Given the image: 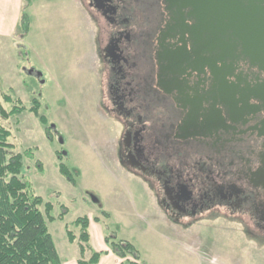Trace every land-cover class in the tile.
<instances>
[{"label": "flooded vegetation", "instance_id": "1", "mask_svg": "<svg viewBox=\"0 0 264 264\" xmlns=\"http://www.w3.org/2000/svg\"><path fill=\"white\" fill-rule=\"evenodd\" d=\"M81 1L113 158L163 218L264 239V2Z\"/></svg>", "mask_w": 264, "mask_h": 264}, {"label": "rangeland", "instance_id": "2", "mask_svg": "<svg viewBox=\"0 0 264 264\" xmlns=\"http://www.w3.org/2000/svg\"><path fill=\"white\" fill-rule=\"evenodd\" d=\"M25 3L21 0L19 16L7 17L0 30V89L7 109L18 100L26 109L8 118L0 114V123L10 128L9 140L16 151L34 152V157L25 156L24 170L35 192L54 203L49 228L56 245L68 244L66 224L80 232L73 223L77 217L95 212L103 217L106 207L122 208L138 211L158 229L221 262L264 264V239L245 233L238 223L211 220L187 227L162 217L149 186L126 175L113 158L111 142L116 139L109 135L96 101L95 32L87 7L81 0H30L25 32L21 24ZM3 94L13 101H5ZM34 98L40 100V114L47 117V124L29 109ZM47 125L53 127L52 138ZM58 151L76 183L60 171ZM61 204L68 207L63 220Z\"/></svg>", "mask_w": 264, "mask_h": 264}, {"label": "trees", "instance_id": "3", "mask_svg": "<svg viewBox=\"0 0 264 264\" xmlns=\"http://www.w3.org/2000/svg\"><path fill=\"white\" fill-rule=\"evenodd\" d=\"M22 11V27L27 32L30 17L26 7L30 0H25ZM5 101L12 102L9 94H3ZM25 105L18 102L7 109L1 100L0 114L4 118L24 111ZM29 109L37 114L43 124L48 123L44 114H40V100L34 98ZM47 135L52 138V126L47 125ZM12 132L6 125L0 123V264H63L54 237L49 228V221L54 220L52 214L54 203L45 200L35 192L32 183L26 177L25 156L34 157L31 149L16 151L9 140ZM58 166L60 171L73 183L77 177L71 168L63 161V154L58 151ZM39 168H43L38 161ZM59 218L64 219L68 207L61 204ZM104 215L109 216L104 210ZM73 223L80 227L76 234L68 224L65 225L68 239L76 242L79 247V263L89 264L99 261L106 250L92 249L89 258H85L87 250L91 249L88 215L77 217ZM105 240L109 249L122 258L119 264H147L140 255L138 248L130 240L123 238L117 230L109 231Z\"/></svg>", "mask_w": 264, "mask_h": 264}, {"label": "crops", "instance_id": "4", "mask_svg": "<svg viewBox=\"0 0 264 264\" xmlns=\"http://www.w3.org/2000/svg\"><path fill=\"white\" fill-rule=\"evenodd\" d=\"M11 2L12 0H0V30L4 29V22L7 17L11 18V15L18 17L21 13V0H15L14 4ZM125 174L131 176L128 172ZM104 210L108 212L109 216L103 215L101 217L96 212L89 216L91 249L86 251L85 258L91 256L92 249L106 251L101 255L98 262L89 264H119L122 261L119 255L109 249L105 240L106 234L115 229L120 236L134 243L141 258L147 264H228L224 263V260L219 261L217 256L202 252L184 241L178 240L171 232L158 229L151 220H147L143 215L138 214V211L130 212L118 208L117 211L121 212V215L114 217L113 214L117 211L109 209V207L104 208ZM114 222L117 226L113 225ZM65 233L67 235L66 228ZM74 243L77 248L71 249L70 245ZM56 246L63 264H80L77 241L70 242L68 239V244L63 242L61 247Z\"/></svg>", "mask_w": 264, "mask_h": 264}, {"label": "water", "instance_id": "5", "mask_svg": "<svg viewBox=\"0 0 264 264\" xmlns=\"http://www.w3.org/2000/svg\"><path fill=\"white\" fill-rule=\"evenodd\" d=\"M260 1V5L263 7V2L264 0H259ZM238 1L237 0H229V5H228V12H229V18H231L232 20V17H233V14L235 13V4H237ZM262 7H259L258 9H262ZM261 16L262 18L264 19V14L261 13ZM256 22H261L262 20L261 19H255ZM240 23H243L242 21ZM231 26V25H230ZM258 43L259 44H262L264 42V37H260L258 38Z\"/></svg>", "mask_w": 264, "mask_h": 264}]
</instances>
